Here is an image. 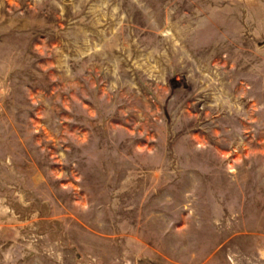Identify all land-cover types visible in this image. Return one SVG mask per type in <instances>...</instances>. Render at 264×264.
<instances>
[{"label": "rangeland", "instance_id": "obj_1", "mask_svg": "<svg viewBox=\"0 0 264 264\" xmlns=\"http://www.w3.org/2000/svg\"><path fill=\"white\" fill-rule=\"evenodd\" d=\"M0 264H264V0H0Z\"/></svg>", "mask_w": 264, "mask_h": 264}]
</instances>
